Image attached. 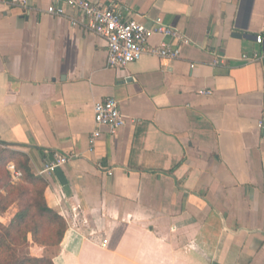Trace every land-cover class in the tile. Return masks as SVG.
Listing matches in <instances>:
<instances>
[{"label":"crops","instance_id":"crops-1","mask_svg":"<svg viewBox=\"0 0 264 264\" xmlns=\"http://www.w3.org/2000/svg\"><path fill=\"white\" fill-rule=\"evenodd\" d=\"M90 1L159 18L189 44L110 69L104 41L70 25L77 14L0 0V167L11 182V165L39 176L54 154L69 159L39 176L67 226L53 264H264V0ZM107 98L126 124L91 143Z\"/></svg>","mask_w":264,"mask_h":264},{"label":"built area","instance_id":"built-area-1","mask_svg":"<svg viewBox=\"0 0 264 264\" xmlns=\"http://www.w3.org/2000/svg\"><path fill=\"white\" fill-rule=\"evenodd\" d=\"M12 6L20 9L22 13L32 11L28 0H10ZM67 10L72 11L77 18H69L72 27L83 29L101 38L106 47L107 66L110 69H124L131 63L138 62L142 57L149 56L157 59L174 60L180 57V47L188 45L189 41L174 28L162 23L161 19H154L149 25L143 18H124L121 9L114 10L107 6L94 3L90 0H51L50 5L43 11L44 14L54 17L67 15ZM157 42L152 43V39ZM165 39H174L177 46L173 48L165 42ZM264 41L263 35L255 37L256 44ZM244 63H252L257 60L255 55H243ZM218 59L213 64H219ZM200 95H208L206 91H200ZM95 130L91 136V143L100 137V129L106 128L110 134H115L126 124V119L120 112L115 100L107 98L98 101L93 106ZM68 157L54 154L51 161L43 162L38 171L39 176L52 174L59 167L66 164ZM11 175V183H17L22 172L13 165L8 168ZM111 175L110 171H107ZM77 210V209H75ZM73 214V222L77 220V212Z\"/></svg>","mask_w":264,"mask_h":264},{"label":"trees","instance_id":"trees-1","mask_svg":"<svg viewBox=\"0 0 264 264\" xmlns=\"http://www.w3.org/2000/svg\"><path fill=\"white\" fill-rule=\"evenodd\" d=\"M22 177L11 183L4 174L5 195H0V214L16 203L18 210L8 225L0 224V264H53L59 244L67 228L65 221L49 209L44 201L45 181L30 173L26 160L18 164ZM46 224L48 228H46ZM45 250L39 258L20 252L27 248V238ZM53 248V251H50Z\"/></svg>","mask_w":264,"mask_h":264},{"label":"rangeland","instance_id":"rangeland-1","mask_svg":"<svg viewBox=\"0 0 264 264\" xmlns=\"http://www.w3.org/2000/svg\"><path fill=\"white\" fill-rule=\"evenodd\" d=\"M4 170H3V167H0V179H1V181L3 182L4 181V179H5V176H4V172H3ZM0 190L2 191V193H0V195H5L6 193H5V191H4V188L2 187V183H0ZM15 205H16V203H14ZM13 205V204H12ZM11 206V205H10ZM9 206V207H10ZM17 206V205H16ZM8 207V208H9ZM7 210V209H6ZM17 210H18V207H17ZM46 228H48V229H50L49 227H48V225L46 224ZM50 251H53V248H50ZM20 252H22L21 254H23V253H28L29 254V252L27 251V248H25V249H22ZM44 253H45V250H44ZM30 255V254H29ZM45 255V254H44Z\"/></svg>","mask_w":264,"mask_h":264},{"label":"water","instance_id":"water-1","mask_svg":"<svg viewBox=\"0 0 264 264\" xmlns=\"http://www.w3.org/2000/svg\"><path fill=\"white\" fill-rule=\"evenodd\" d=\"M237 38H240V35H235Z\"/></svg>","mask_w":264,"mask_h":264}]
</instances>
